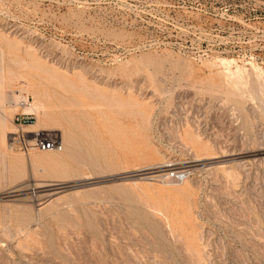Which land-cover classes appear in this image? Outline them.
<instances>
[{"label": "rangeland", "instance_id": "rangeland-1", "mask_svg": "<svg viewBox=\"0 0 264 264\" xmlns=\"http://www.w3.org/2000/svg\"><path fill=\"white\" fill-rule=\"evenodd\" d=\"M0 264H264V0H0Z\"/></svg>", "mask_w": 264, "mask_h": 264}, {"label": "built area", "instance_id": "built-area-1", "mask_svg": "<svg viewBox=\"0 0 264 264\" xmlns=\"http://www.w3.org/2000/svg\"><path fill=\"white\" fill-rule=\"evenodd\" d=\"M31 102L28 95H22L16 102L17 111L13 121L17 131L12 134L10 146L18 145L25 151L37 148L39 150H61L62 145L56 134L49 131H33L27 133L24 127L34 122V112L31 110ZM163 168V173L158 174L160 177L169 180L172 183L180 184L187 180L190 176V171L185 168H176L171 164L155 166L154 169Z\"/></svg>", "mask_w": 264, "mask_h": 264}, {"label": "bare ground", "instance_id": "bare-ground-1", "mask_svg": "<svg viewBox=\"0 0 264 264\" xmlns=\"http://www.w3.org/2000/svg\"><path fill=\"white\" fill-rule=\"evenodd\" d=\"M24 92H25V91H24ZM14 93H15V92H13V93H11V94H8V93H7V94H6V93H5V94H2V101H3V103H5V101H4L5 99L7 100V99H9L10 97H15V99L20 97V96L15 95ZM31 104H32V102H31ZM11 106H12V105H11ZM16 109H17V105H16ZM31 110H32V111L34 110V106H33V104L31 105ZM33 112H34V111H33ZM2 114H3V113H2ZM3 117H4V116H3ZM3 119H4V118H3ZM32 123H33V122H32ZM32 123H31V124H32ZM31 124L27 125V127L30 126ZM32 126H33V125H32ZM32 126H31V127H32ZM34 126H35V125H34ZM34 126H33V127H34ZM5 127H6V126H5ZM3 128H4V127H3ZM41 131L44 132L45 130H41ZM26 132H27V133H31L32 131H31V132H30V131L28 132V131L26 130ZM48 151H50V150H47V152H48ZM47 152H46V153H47ZM168 164H170V163H166V165H168ZM186 181H187V180H186ZM183 184H185V183H183Z\"/></svg>", "mask_w": 264, "mask_h": 264}]
</instances>
